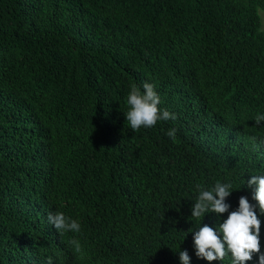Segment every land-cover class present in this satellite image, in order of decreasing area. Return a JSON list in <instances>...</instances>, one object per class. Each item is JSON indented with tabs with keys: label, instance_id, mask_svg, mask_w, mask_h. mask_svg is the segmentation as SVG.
<instances>
[{
	"label": "trees",
	"instance_id": "trees-1",
	"mask_svg": "<svg viewBox=\"0 0 264 264\" xmlns=\"http://www.w3.org/2000/svg\"><path fill=\"white\" fill-rule=\"evenodd\" d=\"M260 11L264 0H0V264H181L185 250L209 264L194 231L219 232L229 213L191 217L197 185L230 183L231 212L257 203L248 180L264 175ZM144 83L176 118L133 131L127 98ZM57 212L80 231L58 232Z\"/></svg>",
	"mask_w": 264,
	"mask_h": 264
},
{
	"label": "clouds",
	"instance_id": "clouds-1",
	"mask_svg": "<svg viewBox=\"0 0 264 264\" xmlns=\"http://www.w3.org/2000/svg\"><path fill=\"white\" fill-rule=\"evenodd\" d=\"M127 103L130 105V110L125 114L126 120L133 131L141 126L152 127L160 120L176 118L175 114H170L167 110L161 111L158 107L160 98L150 83H144L143 91L132 85ZM261 121H264V115L256 117L257 125ZM175 132V129H170L167 135L174 138ZM248 185H256L253 199L257 203L253 205L247 197L242 196L238 208L231 212H229L230 205L225 202L232 192L230 183L217 182L211 190H204L197 185L200 194L192 206L191 217L200 218L208 212L216 213L218 216L229 213L227 219L219 224V232L208 225L194 231V247L198 258L205 259L211 264L212 261H222L230 253L232 264H246L254 254H257L259 264H264V253L260 250L261 221L256 212L258 208L259 213L264 215V175H252ZM48 221L60 233L80 231V224L63 212L50 213ZM69 243L76 252L81 251L78 240L72 239ZM179 259L181 264H190V256L186 250L179 252ZM48 264H52L51 257L48 258Z\"/></svg>",
	"mask_w": 264,
	"mask_h": 264
},
{
	"label": "rangeland",
	"instance_id": "rangeland-1",
	"mask_svg": "<svg viewBox=\"0 0 264 264\" xmlns=\"http://www.w3.org/2000/svg\"><path fill=\"white\" fill-rule=\"evenodd\" d=\"M260 15H261V20H263L262 23H264V19H262L264 17V13L262 11H260Z\"/></svg>",
	"mask_w": 264,
	"mask_h": 264
}]
</instances>
